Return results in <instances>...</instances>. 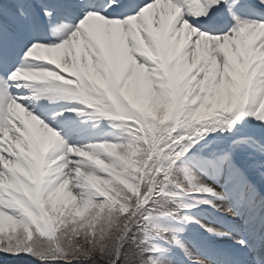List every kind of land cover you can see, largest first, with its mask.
I'll return each instance as SVG.
<instances>
[{
    "label": "snow or ice",
    "instance_id": "snow-or-ice-1",
    "mask_svg": "<svg viewBox=\"0 0 264 264\" xmlns=\"http://www.w3.org/2000/svg\"><path fill=\"white\" fill-rule=\"evenodd\" d=\"M0 254L264 264V0H0Z\"/></svg>",
    "mask_w": 264,
    "mask_h": 264
},
{
    "label": "trees",
    "instance_id": "trees-1",
    "mask_svg": "<svg viewBox=\"0 0 264 264\" xmlns=\"http://www.w3.org/2000/svg\"><path fill=\"white\" fill-rule=\"evenodd\" d=\"M0 264H24V261L20 258L4 257L3 254H0Z\"/></svg>",
    "mask_w": 264,
    "mask_h": 264
}]
</instances>
